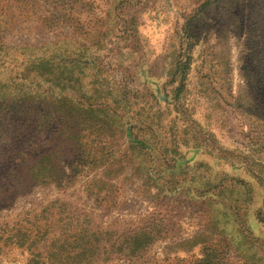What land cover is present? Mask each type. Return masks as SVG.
<instances>
[{"label":"rangeland","instance_id":"obj_1","mask_svg":"<svg viewBox=\"0 0 264 264\" xmlns=\"http://www.w3.org/2000/svg\"><path fill=\"white\" fill-rule=\"evenodd\" d=\"M0 264H264V0H0Z\"/></svg>","mask_w":264,"mask_h":264},{"label":"trees","instance_id":"obj_2","mask_svg":"<svg viewBox=\"0 0 264 264\" xmlns=\"http://www.w3.org/2000/svg\"><path fill=\"white\" fill-rule=\"evenodd\" d=\"M147 126H148V128L149 129H151V125L150 124H147ZM137 143H139V144H141V145H143V144H145L147 141H146V139H140L139 141H136Z\"/></svg>","mask_w":264,"mask_h":264}]
</instances>
